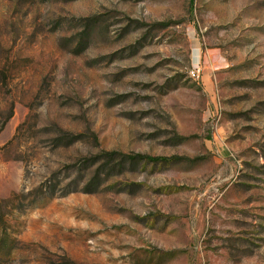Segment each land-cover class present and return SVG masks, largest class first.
Masks as SVG:
<instances>
[{
  "label": "rangeland",
  "instance_id": "rangeland-1",
  "mask_svg": "<svg viewBox=\"0 0 264 264\" xmlns=\"http://www.w3.org/2000/svg\"><path fill=\"white\" fill-rule=\"evenodd\" d=\"M0 264H264V0H0Z\"/></svg>",
  "mask_w": 264,
  "mask_h": 264
},
{
  "label": "built area",
  "instance_id": "built-area-1",
  "mask_svg": "<svg viewBox=\"0 0 264 264\" xmlns=\"http://www.w3.org/2000/svg\"><path fill=\"white\" fill-rule=\"evenodd\" d=\"M192 74H194V71H191Z\"/></svg>",
  "mask_w": 264,
  "mask_h": 264
}]
</instances>
